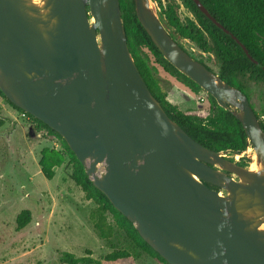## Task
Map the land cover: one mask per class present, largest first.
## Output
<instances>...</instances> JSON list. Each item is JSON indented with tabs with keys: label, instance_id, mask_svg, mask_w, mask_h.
<instances>
[{
	"label": "water",
	"instance_id": "95a60500",
	"mask_svg": "<svg viewBox=\"0 0 264 264\" xmlns=\"http://www.w3.org/2000/svg\"><path fill=\"white\" fill-rule=\"evenodd\" d=\"M132 1L162 57L240 122L249 144L241 153L254 151L257 171L198 144L167 116L129 53L119 0H0V92L60 135L167 264H264L259 120L240 90L169 36L152 0Z\"/></svg>",
	"mask_w": 264,
	"mask_h": 264
},
{
	"label": "trees",
	"instance_id": "16d2710c",
	"mask_svg": "<svg viewBox=\"0 0 264 264\" xmlns=\"http://www.w3.org/2000/svg\"><path fill=\"white\" fill-rule=\"evenodd\" d=\"M181 1L193 19L186 18L182 21L171 5L163 6L160 0H152L158 9V18L169 36L185 52L187 50L182 46L180 40H187L202 53L212 55L217 64L216 74L224 82L240 90L248 101L249 94L244 80L261 84L264 90V0H199L223 28L244 45L250 57L257 64L250 61L239 44L201 13L193 0ZM119 7L129 53L150 93L162 106L167 116L195 142L213 152L228 153L233 156L245 151L249 144L240 122L230 110L220 108L210 95H207L209 111L205 116L184 113L169 104L166 94L159 86L155 68L149 63L148 54L166 73L190 89L191 92L196 94L201 89L162 57L139 24L133 1L119 0ZM188 54L197 60L190 53ZM197 61L206 66L202 60L198 59ZM206 68L212 71L208 66ZM0 97L14 109L25 114L33 123V129L42 130L59 141L60 150L44 148L41 151L39 166L43 176L47 180H51L54 177L55 168L61 167L65 162L66 165L71 166L70 180L79 187L84 199L95 205L89 217L97 237L100 240L108 241L117 229L124 234L125 239L134 250H113L105 254L100 260L90 257V250H86V256L81 258L63 252L61 253L62 264H137L135 254L138 252L146 253L159 264H167L141 239L132 223L117 212L107 198L94 188L91 180L85 174L84 167L78 162L60 135L46 124L12 105L1 92ZM256 117L264 131V124L257 115ZM3 125L4 120L0 119V127ZM230 161H233L232 158ZM108 215H111L113 224L108 222ZM30 221V211L22 210L15 219L16 230L24 229Z\"/></svg>",
	"mask_w": 264,
	"mask_h": 264
},
{
	"label": "rangeland",
	"instance_id": "374dc122",
	"mask_svg": "<svg viewBox=\"0 0 264 264\" xmlns=\"http://www.w3.org/2000/svg\"><path fill=\"white\" fill-rule=\"evenodd\" d=\"M163 6L171 5L180 20L193 19L181 0H160ZM153 9L158 15L155 3ZM182 46L195 59L217 73L212 55L202 53L196 46L180 40ZM149 63L155 68L161 90L172 106L199 116L207 115L209 101L204 91L191 92L166 73L148 54ZM249 102L264 124V90L261 84L244 80ZM201 99L203 101H201ZM0 264H62L61 253L68 252L77 258L86 256L100 260L113 250L134 251L124 234L115 230L108 241L100 240L90 221L89 214L95 205L69 178L72 168L66 162L55 168L54 177L47 180L41 173L39 160L44 148L60 150V143L42 130L33 129V123L23 113L10 106L0 97ZM251 148V147H250ZM254 151L245 152L238 161L225 153V158L249 168ZM102 169V166L100 167ZM22 210L31 213L30 223L17 231L16 216ZM107 220L113 224L111 215ZM137 264H159L154 258L138 252Z\"/></svg>",
	"mask_w": 264,
	"mask_h": 264
},
{
	"label": "bare ground",
	"instance_id": "6f19581e",
	"mask_svg": "<svg viewBox=\"0 0 264 264\" xmlns=\"http://www.w3.org/2000/svg\"><path fill=\"white\" fill-rule=\"evenodd\" d=\"M35 4H38L40 0H32ZM259 169V165L257 163V160H256V156L255 154H253L251 156V163H250V166H249V170L251 171H257ZM264 228V226H263Z\"/></svg>",
	"mask_w": 264,
	"mask_h": 264
},
{
	"label": "built area",
	"instance_id": "2783aa9c",
	"mask_svg": "<svg viewBox=\"0 0 264 264\" xmlns=\"http://www.w3.org/2000/svg\"><path fill=\"white\" fill-rule=\"evenodd\" d=\"M201 101H203L202 99H201ZM24 116H25V114H23ZM243 156V153H241V154H239V155H234V158L238 161V157H242Z\"/></svg>",
	"mask_w": 264,
	"mask_h": 264
},
{
	"label": "flooded vegetation",
	"instance_id": "af4514ba",
	"mask_svg": "<svg viewBox=\"0 0 264 264\" xmlns=\"http://www.w3.org/2000/svg\"><path fill=\"white\" fill-rule=\"evenodd\" d=\"M238 164H239V163H238ZM239 165H240V164H239ZM231 177L234 178V179H236L235 175H233V174L231 175ZM209 187L212 188V189H216V188H214V187H212V186H209Z\"/></svg>",
	"mask_w": 264,
	"mask_h": 264
}]
</instances>
